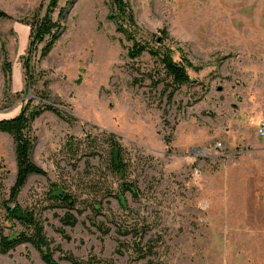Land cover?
I'll list each match as a JSON object with an SVG mask.
<instances>
[{
  "label": "rangeland",
  "instance_id": "1",
  "mask_svg": "<svg viewBox=\"0 0 264 264\" xmlns=\"http://www.w3.org/2000/svg\"><path fill=\"white\" fill-rule=\"evenodd\" d=\"M50 1L0 0L11 17L0 19V119L29 104L43 110L33 124L32 159L47 176H32L18 200L42 220L55 258L264 264V0H128L140 36L153 34L151 46L171 47L176 60L185 56L198 68L175 91L158 60L129 56L132 43L108 18L112 0H59L60 39L45 59L42 46L32 54L30 84L31 24ZM108 133L131 159L138 189L125 195L127 207L103 159L83 154ZM16 172L15 142L0 133L1 221ZM52 183L79 199L76 226L61 225L64 211L48 201ZM0 264L45 263L23 245L0 252Z\"/></svg>",
  "mask_w": 264,
  "mask_h": 264
},
{
  "label": "trees",
  "instance_id": "2",
  "mask_svg": "<svg viewBox=\"0 0 264 264\" xmlns=\"http://www.w3.org/2000/svg\"><path fill=\"white\" fill-rule=\"evenodd\" d=\"M58 4L59 0H51L44 13L37 14L31 24L30 55L25 63L30 84L34 81L31 67L32 54L42 46L40 49V60L45 59L60 39L63 30L61 19L64 11L60 12L58 19H55L54 14L58 8ZM7 18L11 17L5 12L0 11V19ZM108 18L115 22L117 32L124 35L132 43L129 56L132 59H138L143 54L148 53L153 59L158 60L166 76V83H169L168 86H171L173 91L192 82L188 69L197 71L198 68L185 56L180 55V60H176L174 55L178 51L171 47L164 46L160 50L151 46L149 41L154 39L153 34H148V38L140 36V28L128 0H112V11ZM161 33L166 35V31H161ZM158 42L160 41L157 40ZM4 73L8 96L12 83V67L10 63H5ZM39 108H30L29 104L24 106L17 116L9 119H0V133L9 134L15 142L17 166L15 183L10 188L9 198L3 201L1 206L4 215L3 221L0 220V252L8 254L20 246L30 245L39 252L45 264H61L54 256L52 243L45 233V227L40 217H38L34 210L22 206L18 200L32 176H47L46 171L39 167L32 159L36 143L33 124L43 112ZM46 109L54 111L62 119H71L69 116L63 114V112L50 106H46ZM93 142L95 144L89 145L87 151L83 154H90V156L98 155L103 159L118 183L119 194L117 198L122 206L127 207L128 202L125 195L129 193L133 197H136L138 189L131 179V159L128 151L114 134H105L103 144L96 143V140ZM75 147L76 143L74 141L68 142L69 150L72 151ZM48 201L55 208L64 211V216L60 218V223L63 227H74L77 225L78 216L75 213L78 212L79 199L73 192L67 190L66 187H62L60 184L52 183L48 192ZM95 210L98 209L95 208ZM18 226L22 230H18ZM98 228L105 235L110 232L109 229H105L102 226ZM7 229L9 230L8 235L6 234ZM134 230L131 228L125 234L129 235ZM136 244L137 247H140L139 242ZM57 250L61 251V248L57 247ZM142 258H146V255H142ZM65 259L72 264H94L100 262L97 259L85 262L71 253H66Z\"/></svg>",
  "mask_w": 264,
  "mask_h": 264
},
{
  "label": "built area",
  "instance_id": "3",
  "mask_svg": "<svg viewBox=\"0 0 264 264\" xmlns=\"http://www.w3.org/2000/svg\"><path fill=\"white\" fill-rule=\"evenodd\" d=\"M263 130H261V132H262Z\"/></svg>",
  "mask_w": 264,
  "mask_h": 264
}]
</instances>
